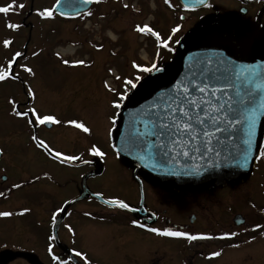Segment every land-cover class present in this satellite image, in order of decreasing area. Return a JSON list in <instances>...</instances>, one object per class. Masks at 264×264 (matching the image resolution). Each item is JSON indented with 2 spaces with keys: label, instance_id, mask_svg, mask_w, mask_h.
<instances>
[{
  "label": "rangeland",
  "instance_id": "374dc122",
  "mask_svg": "<svg viewBox=\"0 0 264 264\" xmlns=\"http://www.w3.org/2000/svg\"><path fill=\"white\" fill-rule=\"evenodd\" d=\"M9 2L11 0H0V6ZM23 2L27 7L22 14L10 13L7 16L0 14V66H6L7 61L16 51L22 53L13 64L12 70V74H18L20 79L0 82V150L3 153L0 160V192L13 188L14 184H21L19 189H13L14 193L4 201V204L28 209L32 205L30 191L35 189L31 187L34 180L37 183L33 186L40 189V199L39 202L33 203L35 211L29 209L24 215H17L16 212L10 217H0V264L15 258L17 259L9 264H31L30 261L55 264L47 251L49 243L47 236L52 234L53 226L51 216L54 208L51 199L55 194L65 199L74 197L77 193V182L87 171V167L61 165L48 158L42 150L37 149L31 140L32 127L27 124V118L16 117L12 113L13 104L21 112L27 107L17 102L15 96L11 97L10 91L16 87V84H19L18 87L24 91L32 86L40 96V104L44 109L48 106V110H54L53 113L39 111V114H51L61 121L75 119L85 122L93 131L101 134L100 136H103L101 138H105L109 127L106 116L112 114L106 101L110 102L115 97L113 93L104 89L103 82L107 80L111 87L122 91L123 78L135 82V77L140 75L132 64L147 67V64L159 53L155 38L136 33L135 26L147 24L159 33L171 28V25L175 26L176 20L181 28L182 26L186 28L189 24L179 21L176 17L174 0H169L172 8L165 5L163 0H103L98 5H92L91 16L83 18L78 16L74 19H62L57 15H54L53 19H41L35 14L37 10L52 8L55 0H23ZM124 5H127V8ZM7 23H16L20 27L18 30L8 29ZM109 32L112 33L113 38L109 37ZM5 39L11 41L7 49L3 47ZM67 45L77 49L74 56H63L57 51L58 47ZM34 52L38 54L33 56ZM141 55L145 58H141ZM63 60L69 62L85 60L89 67L70 68L62 63ZM21 66L30 67L35 76L24 72ZM109 69L114 75L110 74ZM115 75H119L122 80L117 81ZM46 98L53 101L45 102ZM95 98L102 101H96ZM39 127L36 131L38 139H43L53 152L70 155L73 146L67 143L78 135V129L64 124L52 125L48 131L43 126ZM91 136L88 135L87 142L78 145L81 154H74L82 158H96L102 165L103 173L88 179L87 186L105 199H117L127 204L135 203L138 198V188L124 159L116 155L101 138L92 139ZM93 144L105 153L103 158L90 155L88 149ZM42 173H45V178L39 177ZM2 176H6V181L1 180ZM37 177L39 179H36ZM53 179L59 187L52 185ZM244 186L243 189L246 188L251 203L264 204V160L256 162ZM163 187L159 189V194L160 191H166L167 195H185L187 190V187L170 186V183ZM236 188L242 190V184L237 185ZM17 190L22 195V201L15 204L13 200L18 195L15 193ZM144 191L146 204L153 205L158 193L153 189L148 191L147 188H144ZM234 201L233 198L232 202ZM99 206L95 201L86 199L70 208L68 216L58 230L59 240L69 251L86 252L90 264H107L106 259L112 264H189L190 257L164 251V247L150 237L140 241L147 244L148 251L137 262L129 258L124 259L114 251L111 255L105 253L103 258L100 255L101 251L95 249V246H100L102 240L94 238L88 242L87 229L90 227L94 228V231L102 230L101 233L115 237L118 235L114 231L115 223L119 221L121 214L99 211L97 210ZM238 208L237 205L235 210ZM199 210L203 214L202 208ZM215 210L217 211L215 208L207 207L205 212L211 215ZM86 213L88 215H85ZM167 215L173 221H180L173 207L168 208ZM209 224L212 226L211 221ZM66 225L73 229L74 235L68 232ZM220 228H224V225ZM262 228L263 226L255 230L250 227L232 229V233L236 235L229 237L231 250L227 264H264ZM212 230L215 228L212 227ZM135 238L140 239V236ZM212 241V238L200 240L195 246L191 245V248L196 246L200 249L207 246L209 248ZM135 242L133 241L131 246L140 245ZM121 243L122 240L115 237L114 244L119 253H123L129 246L126 242ZM217 243L218 241L214 243L213 250ZM88 245L94 247L89 248ZM134 250L138 252L137 247ZM17 254L25 255L18 258Z\"/></svg>",
  "mask_w": 264,
  "mask_h": 264
},
{
  "label": "snow or ice",
  "instance_id": "6c2138e0",
  "mask_svg": "<svg viewBox=\"0 0 264 264\" xmlns=\"http://www.w3.org/2000/svg\"><path fill=\"white\" fill-rule=\"evenodd\" d=\"M102 2L103 0H55L53 8L37 10L35 14L41 19H53L54 13L66 19H73L77 16L83 18L93 14L92 10L88 8L89 5H98ZM163 2L172 8L169 0H163ZM182 2L186 11H193L197 7H213L210 0H187V2L182 0ZM26 7L27 4L23 0H19V2L11 0L6 5L0 6V14L5 16L10 13L22 14ZM124 7L127 8V5ZM180 19H184V17H180ZM6 27L18 30L20 25L7 23ZM134 30L142 36L154 37L157 48H163L172 53L175 49L171 46V42L173 37L180 32L181 25L177 24L171 27L167 39H162L161 35L147 24L136 25ZM257 36L264 39V31L257 32L255 25H245L224 32L220 39L227 41V46L230 48L228 56L223 52L215 51L203 55L192 53L184 60L183 71H177L171 76V69L168 65L158 66L157 63H153L150 67H142L133 63L132 67L137 71L149 74L144 81L169 78L175 82L158 85L149 93L150 99L145 97L143 103H139L138 107L129 110L127 120H123L126 125L123 131L120 126L122 113L129 109V105H133L129 98L134 100L140 94L142 89L138 88V85L142 83L138 84L128 78L122 80L119 75H115L117 81L122 80V91H117L105 80L103 82L104 89L113 93L115 97L110 100L109 106L117 110L108 117L111 125L107 133L109 139L114 136V133L119 137L118 145H111L113 151L117 154L126 153L139 162L138 166L142 165L144 168H150L153 172L168 176H199L210 168H218L222 165H233L236 168L246 169L253 156H255V162L264 160V144H261L257 137V125L264 117V64H238L229 59L230 56L241 58ZM10 44L11 41L8 39L3 41L5 49ZM175 44L180 45L181 40H175ZM224 46L226 45H217V47ZM37 54L34 52L33 56ZM21 56L22 53L16 51L7 61L6 66H0V82L8 79H20L18 74H12V70L13 64ZM62 63L70 68L89 67L85 60L74 62L63 60ZM21 67L24 72L35 76L30 67ZM109 72L114 75L111 69ZM135 80L139 82L141 77L137 75ZM190 89L195 90L194 94L190 92ZM26 95L35 100L31 87L27 88ZM125 100L128 103H125ZM201 108H203L202 114L199 111ZM177 112L179 116L176 115ZM12 113L16 117L27 118V124L33 128L64 124L83 133H90L89 127L83 122L75 119L61 121L51 114L41 115L34 107H27L25 111L21 112L13 104ZM137 124H142L143 129L137 127ZM219 133H226L227 141L219 139ZM153 136H155L154 143L150 140V137ZM162 136L165 138L162 139ZM177 136L179 138H176ZM31 140L37 149L42 148L51 159L60 164H71L76 161L84 164L90 163V161L83 160L81 156L53 152L48 144L43 139H38L36 135H32ZM88 151L94 157L103 158L105 156V153L95 144ZM222 156L224 157L223 161L220 160ZM198 161H203V163H194ZM13 187L20 188L21 185L14 184ZM3 195L4 193L0 192V196ZM103 203L121 210L135 211L127 203L117 199H105ZM28 211L29 209L26 208L16 214L24 215ZM60 211H64V209H59L52 214L51 223L53 225L58 223L57 214ZM11 215H13L12 212L0 211V217H10ZM132 223L135 227H144L136 221ZM65 227L68 232L74 235L71 227L67 225ZM146 230L157 236L185 238L188 241L212 238L187 235L185 232L171 229L159 230L155 227H149ZM231 235L235 236L236 233ZM220 238L229 237L222 236ZM47 240L49 242L47 251L56 264H79L76 258L84 259L80 251H73L71 260L52 255L53 244L58 240V237L55 234H50L47 236ZM213 256L218 257L220 253L214 252Z\"/></svg>",
  "mask_w": 264,
  "mask_h": 264
},
{
  "label": "flooded vegetation",
  "instance_id": "af4514ba",
  "mask_svg": "<svg viewBox=\"0 0 264 264\" xmlns=\"http://www.w3.org/2000/svg\"><path fill=\"white\" fill-rule=\"evenodd\" d=\"M210 2L213 5L212 8H200V9H195L193 11H186L181 6L178 0H174L173 6L176 17H178L179 21L187 22L189 25L186 28L182 26L180 32H178L173 37L171 46L173 47V49H175L174 52L169 53L163 48L156 47L157 50L159 51V55L154 57L152 64L157 63L158 66H162V65L170 66L171 64L175 63L178 55L181 53V51H183V41H184L185 33L195 26H202L204 28H218L228 32L237 27H241L245 25H255L257 32L264 31V0H210ZM180 17H184V19H180ZM177 21L178 20H176L175 25H177ZM169 33H170V28L169 29L166 28L159 32L162 39H167ZM177 39L181 40L180 45L175 44V40ZM259 39L262 38L257 36L255 40H259ZM148 75H149L148 73H142L141 80L137 83L139 84L140 82H142L144 78H146ZM18 86L19 84H16V87H13L12 90L10 91L11 97L15 96L17 102L23 103L26 107L36 108L38 113L39 111L42 112L50 111L49 113L54 112V110H48L49 109V108L47 109L48 106L45 107L44 109L42 104H40L41 101L40 96L37 94V92L35 91V89H33L32 86L31 88L34 92L35 100H32L30 97H28L26 95L27 91L22 90ZM21 91L23 92L21 93ZM95 99L96 101H102L99 98H95ZM52 101L53 100L48 98L45 99V102H52ZM106 104L109 107V109L112 110L110 113L113 114L115 111H117L109 106V101H106ZM76 114L80 115L78 112H76ZM108 117L109 116H106V118ZM83 123L87 126L85 122ZM107 124L109 125V127L111 126L109 119L107 120ZM109 127L107 128V133ZM38 128L39 127H35V128L32 127L33 135H36V130ZM89 129H90V133H83L80 130H78V135L75 136L72 140H69L67 144L73 146V149L69 153L70 155L81 154L78 145H81L83 142H87L88 135H92L91 136L92 139H98L103 137L100 136L101 134H97L95 131H93L92 128L89 127ZM107 133L105 138H101L102 142H104V144H106L108 147H110L113 150L111 145L115 144L114 138L112 137L111 139H109ZM262 144H264V135H263ZM115 154L124 159L126 167L130 169L132 179L136 183L138 188L137 201L129 205L135 209L139 208V202H140V194L138 187L139 185L136 182V179L133 177V172L135 171V176L138 179V181L141 183L144 192V200H143L144 209H142L139 214H132L130 212L117 208H112V209L107 208L106 206L99 204L96 200L92 198H87L95 201L98 204V206L100 205L99 206L100 208H97V210L99 211L102 210L105 211L106 213L121 214V216L119 217L120 219L117 222L120 223V225L115 223L116 230L114 231L116 232L115 234H118L115 236L118 240L121 239L122 243L126 242L127 245L129 244V246L123 251V253L122 252L119 253V251L115 248V244H114L115 237L108 234L106 235V233L104 232L101 233L102 230L94 231V228L91 229L90 227H88L87 229L88 242L94 240V238H100L102 240L101 244H99L100 246H95V249L97 251L98 250L101 251L100 255H102L103 258H105L103 256L105 253L111 255V252L114 251L122 255L123 256L122 258L124 259L129 258L134 262L135 261L137 262L139 258L142 257L148 251L147 244L145 243L143 244L140 241L141 240L145 241L147 237H150V239H154L158 243V245L164 247V251L175 253L176 255L180 254L184 257L186 256L190 257L189 264H195V263L196 264H227L231 250L230 249L231 242L229 238L221 239L220 237L224 236L231 238L232 229L238 230L241 229L242 227H250L252 229H256L258 228L257 226L259 227L263 226L261 233H264V204L254 205L253 203H251L246 188L243 189L245 187L244 183L248 180V177L252 174L254 170L256 164L255 159L253 162L251 173L248 176H245L244 178L243 176H229L224 174L222 175L218 174L214 178L213 182H209V183L206 182L205 180H197L195 182L187 180L185 183L176 182L174 186L182 185L184 187H187V190L185 191V195H181V194L167 195L168 192L166 191L163 192L160 191L161 193L159 194L158 191L160 188H164L163 185H160L156 181L152 180L150 178L149 172L142 165L138 166L139 162L135 161L133 157H126L123 153L117 154L115 152ZM62 155H67V154H62ZM48 158L51 159L50 156H48ZM82 159L90 161V163L84 165L85 167H87V171L85 173L95 169L102 168L100 161L96 158H82ZM78 163H80V161H76L71 164H61V165L76 167L73 164H78ZM102 173H103V168H102V172L95 177L100 176ZM41 175H44L46 177L45 173H42ZM80 180L81 178L77 182L76 185L77 193L76 195H74V197L70 199H65L61 195H56V194L53 195L52 197L53 199H51L53 200L52 202L53 205L52 207L54 208L53 213L57 212V210L59 209H62V206L66 202L78 196L80 192ZM54 181L55 180L53 179L51 182L52 185L54 187H59L58 183H55ZM35 183L37 182L32 180L31 187L35 189L30 191L31 193L30 202L32 205L28 207V209L33 211H35L33 208L34 207L33 203L36 201L39 202L40 199L39 198L40 189L33 186L35 185ZM240 184H242V190L241 189L238 190L236 188V186ZM144 188H147L148 191L153 189L158 193V195H156V202L151 206L146 204ZM13 189L14 187L10 188L9 190L1 191L4 193V195L0 196V208H1L0 211H9L12 213H16L23 211L25 209V208H20L18 206H11L4 204V201L10 198L11 195L14 193ZM90 191L99 194L97 191L91 189ZM15 193L18 195L15 197L13 201L15 204H17V202L22 201V195L18 193V190L15 191ZM233 198L235 199L234 202H232ZM236 204L239 206L238 210H235V207H237ZM72 206H70L67 209L66 217L68 211ZM172 207L179 216L180 221L178 222L173 221L167 215L168 208H172ZM207 207L215 208L217 209V211L215 210L214 212L211 213V215H207L205 212ZM199 208L200 209L202 208L203 214L201 213ZM246 209L249 210L246 211ZM147 211H150L153 215L148 214L147 216H145ZM60 212H58L57 217L59 216ZM213 215L215 216L214 218L212 217ZM237 216H239L243 220V223L240 226H236L234 223V220L236 219ZM244 216L246 217V219ZM133 221H136V223L138 224H142L144 227L143 228L135 227L132 223ZM209 221L212 222V226H210ZM222 225H224V228H220ZM149 227H155L159 230L171 229L174 231H181V232H185L187 235L209 236L212 237L213 241L212 244L209 245V248L208 246L203 249H200L197 246L196 248L194 247L191 248V245L195 246V243H197V241L200 240L188 241L185 238H168V237L157 236L156 234L148 232L146 230ZM212 227H214L215 230H212ZM97 234H99V236ZM138 235L140 236V239L135 238ZM133 241L140 243V245L131 246L133 244ZM216 241H218V243L214 248L215 250H213V246L214 243H216ZM90 246L89 248L94 247V246L91 247ZM135 247H137L138 252H135L134 250ZM174 247L176 248L174 249ZM54 251L55 253L53 255L57 256L58 258L61 257L62 259L65 260H71V257L67 253L59 250L58 248H56ZM72 252L73 250L71 251V253ZM214 252H219L220 256L218 257L213 256ZM81 254L84 257V259L81 260L80 258L77 257L76 260H78L80 264H90V261L88 259L89 258L88 254L86 252L85 253L81 252ZM106 260H108L107 264H112L109 259ZM54 263L56 264L55 261ZM3 264H8V262Z\"/></svg>",
  "mask_w": 264,
  "mask_h": 264
},
{
  "label": "water",
  "instance_id": "95a60500",
  "mask_svg": "<svg viewBox=\"0 0 264 264\" xmlns=\"http://www.w3.org/2000/svg\"><path fill=\"white\" fill-rule=\"evenodd\" d=\"M179 2L183 6L182 0H179ZM184 2H187V0H184ZM90 7H91V5L88 6V8H90ZM197 8H202V7H197ZM224 32L225 31L219 30L217 28L205 29V28L200 27V26H196V27L192 28L190 31H188L185 34V41H184V45H183L184 52L179 57L178 61L169 67L171 69L170 76L175 74L177 71H183L184 60L189 55H191L192 53H199V54L203 55L204 53L215 51V52H223L224 55L228 56L230 48H229V46H227V41L220 39L221 34ZM221 44H224L226 46L217 47V45H221ZM229 59L234 60L238 64H264V39L255 40L249 46L248 50L243 54V56L241 58L238 59L237 56H230ZM174 82H175L174 80H170L169 78H164V79H160L157 81L149 80L148 82L144 83L143 85L138 86V88L142 89V91L140 92L139 95H137L135 97L134 100L131 97L129 98L133 105H129V109L124 110V112L122 113L121 122H120L121 131H123L124 127L126 126L125 123L123 122V120H125V121L127 120V112L129 110H131L133 107H138L139 103H143L145 97L150 99L151 96L149 95V93H151L153 89L157 88L158 85L165 84V83H174ZM190 92H192L194 94L195 90L190 89ZM221 95H223V94H221ZM125 103H128V101L125 100ZM199 111L202 114L203 108H201ZM176 115L179 116V113L177 112ZM136 126L139 127L141 130L143 129L142 124H137ZM44 127H46L47 129L51 128V126H44ZM263 132H264V117L261 118V122L258 123V125H257V137H258V140L260 143L262 141ZM114 136L116 138V144L118 145L119 137L116 136L115 133H114ZM218 137H219V139H223L225 141H227V138H228L226 133H219ZM161 138L164 139L165 137L162 136ZM176 138H179V137L177 136ZM150 140H151V142L154 143L155 142V136L150 137ZM224 147H227V145H224ZM0 153H1V151H0ZM225 155H227V153H225ZM1 156L2 155H0V158H1ZM254 157L255 156L252 157L251 161L249 162V166L246 169L236 168L233 165H226V166L222 165L221 167H218V168H210L207 171L203 172L199 176H168V175H165L162 173L153 172L150 168H146V170L150 172V176L152 179H154L160 183H164L166 181H170L172 183H174L175 181L185 183L187 180L193 181V182H195L197 180H205L206 182H212L218 174H221V175L224 174V175H229V176H243V178H244L245 176H247L251 172ZM220 160L223 161L224 157L222 156L220 158ZM194 163H203V161H198V162H194ZM82 164L83 163H80L78 165H82ZM100 172H101L100 170L99 171L95 170V171H92V172L85 174L82 177V179H81V192H80L79 196L77 198H75L74 200L66 203L63 206L62 209H64V211H61V214H60L59 218L57 219L58 223L53 226V231H52L53 234L57 235L58 227H59L60 223L62 222V220L64 219L65 212L70 205H72V204H74L80 200H83L87 197H92V198L96 199L99 203L105 205L103 203V201L105 199H103L101 196H99L97 194L92 193L87 188V186L85 184L87 178L94 177V176L100 174ZM2 180L4 181L5 177H3ZM140 195H141V200H140L139 209H135V211H131L132 214H139L140 210L143 209V206H142L143 192H142L141 187H140ZM105 206H108L110 208H114V206H109V205H105ZM148 214H150V213L147 212L145 214V216H147ZM234 223L236 226H239L243 223V220L238 216L234 220ZM55 243H56L57 247H59L60 249H63L58 240ZM40 264H42V263H40Z\"/></svg>",
  "mask_w": 264,
  "mask_h": 264
},
{
  "label": "bare ground",
  "instance_id": "6f19581e",
  "mask_svg": "<svg viewBox=\"0 0 264 264\" xmlns=\"http://www.w3.org/2000/svg\"><path fill=\"white\" fill-rule=\"evenodd\" d=\"M108 35L110 38H113L111 32H109ZM57 51L63 56H74L76 54L77 49L72 47L71 45H67L65 47H58ZM142 58H145L144 55H142Z\"/></svg>",
  "mask_w": 264,
  "mask_h": 264
}]
</instances>
